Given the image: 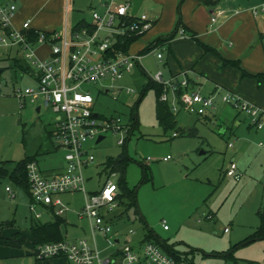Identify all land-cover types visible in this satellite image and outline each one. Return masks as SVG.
<instances>
[{
    "label": "rangeland",
    "instance_id": "374dc122",
    "mask_svg": "<svg viewBox=\"0 0 264 264\" xmlns=\"http://www.w3.org/2000/svg\"><path fill=\"white\" fill-rule=\"evenodd\" d=\"M86 1L69 0L68 27L84 14ZM5 50L0 48V58L4 55L2 51L7 52ZM21 52L20 47H14L9 57L0 60L3 69L0 77V163L7 162L11 166L33 156L43 174L51 175L64 165L63 150L54 142L55 114L44 109L36 112L39 101L20 100L14 96L15 87L23 89L36 85L30 78L20 77L13 64V59L19 58ZM150 52L142 58V66L150 75L161 71L166 77L165 49ZM157 52L163 54V60L156 58ZM145 80L139 69L124 74L117 84L134 88L136 93L128 94L118 88L115 99L99 84L81 86L95 98V111L105 116L118 115L123 124L129 122L137 102L138 126L133 132L129 127L127 132L125 149L132 160L127 164L125 180L129 187L137 189L138 212L122 205L114 207L111 214L124 212V219L113 226L125 232L128 229L136 231L133 236L125 235L123 240L145 235L148 227L179 255L176 264H264V238L245 241L260 223L258 210L264 200V116L262 129L256 131L249 127L243 113L221 101L222 92L217 88L218 91H212L216 108L206 113V120L184 110L175 111L177 127L183 131L171 129L164 133L155 117L154 89L148 88L140 97ZM205 82L201 93L208 94L210 89ZM21 102L23 107H20ZM169 102H173L170 94ZM193 127L195 134L188 135L186 130ZM104 136L98 143L92 140L85 146L95 157V163L83 170L88 192L99 190L107 180L117 184V174H109L104 162L108 157L118 156L124 147L117 143L118 134L107 131ZM167 156L169 158L164 160ZM231 160L240 173L238 181L223 175ZM7 185L14 196L5 190ZM60 199L69 208L63 215L68 223L62 228H66L67 238L70 241L90 238L88 220L77 216L84 205L83 193L66 192ZM31 218L24 190L2 178L0 224L10 220L12 225L3 227L1 233L9 235L19 230L26 236L22 248L28 251L31 250ZM46 219L49 216L44 213L41 221ZM163 220L167 229L161 226ZM97 238L103 247L101 238Z\"/></svg>",
    "mask_w": 264,
    "mask_h": 264
},
{
    "label": "built area",
    "instance_id": "2783aa9c",
    "mask_svg": "<svg viewBox=\"0 0 264 264\" xmlns=\"http://www.w3.org/2000/svg\"><path fill=\"white\" fill-rule=\"evenodd\" d=\"M99 6L100 9L91 10V21L84 25L69 28L64 23L58 30H39L31 27L29 19L23 21L20 27L14 26L15 3L0 1V48L9 51L20 47L22 52L18 59L27 68L18 67L17 71L20 77L26 76L36 83L23 89L15 87L14 96L20 100L39 101V110H51L55 114L54 142L58 149L63 150L65 162L61 171L51 175L43 174L36 160L26 164L32 218L42 217V211L37 210L39 205L52 209L46 212L62 215L69 208L60 195L78 191L84 195V205L77 214L86 218L89 225V239L81 237L75 241L62 239L39 244L33 249V254L38 259L63 257L70 264H176L175 259L153 241L144 238L123 240L125 235H135L134 229L122 233L114 228L113 224L123 217L121 213L111 214L117 205L116 183L107 180L99 190L91 192L85 188L83 170L95 163L94 154L85 149L86 143L112 131L119 135L117 143L121 145L127 138L129 125L123 124L118 115L105 116L95 111V98L81 86L99 84L114 99L118 88L135 94L134 88L118 85L117 82L139 64L141 54L124 53L114 46L118 39L142 37L152 27L146 13L131 12V0H109L100 2ZM250 11L254 16L264 14V0ZM219 14L217 11L211 16V24L217 21ZM180 34L183 35L182 31ZM38 47L43 48L44 53L37 51ZM156 57L161 59V53H157ZM151 79L163 86L160 100L169 103L172 112L181 108L188 114L204 116L215 108L214 96L203 95L193 89L186 71L181 72L178 78L170 79H164L162 72L157 71ZM169 94L173 99L171 104ZM221 101L244 113L255 128H263L264 110L259 106L227 90L221 93ZM20 107H23L22 102ZM225 175L234 180L240 179L233 161L229 163ZM5 190L14 196L10 186L7 185ZM161 225L164 229L168 228L164 220ZM97 236L101 238L103 247L98 243Z\"/></svg>",
    "mask_w": 264,
    "mask_h": 264
},
{
    "label": "crops",
    "instance_id": "0c3cea01",
    "mask_svg": "<svg viewBox=\"0 0 264 264\" xmlns=\"http://www.w3.org/2000/svg\"><path fill=\"white\" fill-rule=\"evenodd\" d=\"M0 1H11L15 3L16 11L12 21L13 25L16 27H20L21 23L27 19L30 20L32 28L39 30H58L62 28L64 23L68 25L66 15L68 14L69 0ZM104 1L109 0L86 1L84 14H81V17L71 28L80 25L81 22H90L91 10L100 9L99 4ZM114 1L124 2L127 0ZM261 2L262 0H142L138 12L146 13L149 20L152 22V27L145 35L129 46L128 52L140 53L141 59L139 64L128 73L131 74L133 71H136V69H139L141 72L144 71L146 85L148 79H151V75L144 69L141 60L145 54L150 51V53H153L154 49L158 50V48H163L166 52L164 65L167 71L166 77L162 72L164 79H170L172 77L178 78L181 72L186 71L187 76L192 81L191 86L193 89L201 92L204 88V82H207L205 83L209 86L210 90L208 94L202 93L203 95H212L213 90L218 91L220 89V92L227 90L264 110V84L258 85L255 79L247 76L242 77L237 67L230 64L223 65L218 55L205 52L201 46L186 34L181 35L179 31L171 41L160 44L156 43L157 38L171 32L180 20L187 33H194L201 42L214 48L224 59L238 61L240 67L250 73L264 72V14L254 16L250 11L252 7ZM217 11L220 12L217 21L211 24L210 18ZM146 48H148V50H145ZM10 51L11 50L5 52L6 54L2 51L1 53L4 54L2 57L9 55ZM37 51L41 54L44 53L41 47H38ZM161 55L162 58L159 60H163V54ZM1 73L2 70H0V74ZM203 79L205 81L201 82ZM179 110L183 109L179 108L177 111ZM40 111L41 110H39V112ZM198 117L199 119L202 117V120H206L207 114ZM248 126L254 127L250 122ZM190 129L195 131L194 127L188 128L187 130ZM255 129L256 131L259 130L257 128ZM173 135L176 136V133L174 132ZM259 145L262 146V143L260 142ZM63 167L64 165L61 169L54 172L61 171ZM223 175H225V172ZM25 194L28 196L29 207L32 201L30 191L25 192ZM117 206L118 205H116L115 208ZM49 209V207L43 205L37 206V210L42 211V216L44 213L49 216V219L43 221H41V217V222L54 219L53 216H55V214L45 211ZM65 213L59 215V217L62 218L59 229L62 237L70 241L67 238L66 228L62 229L68 223L63 218ZM123 219L124 216L119 221ZM114 228L117 229L116 227ZM117 230L122 233L125 232L120 229ZM14 232L20 231L15 230ZM14 232H11L9 235H2L4 237H9ZM29 235L31 241V250L29 251L23 249L22 246L13 247L0 245V264H70L63 257H52L49 259L36 258L33 254L34 246L30 229ZM142 238H144V235L137 239Z\"/></svg>",
    "mask_w": 264,
    "mask_h": 264
},
{
    "label": "trees",
    "instance_id": "16d2710c",
    "mask_svg": "<svg viewBox=\"0 0 264 264\" xmlns=\"http://www.w3.org/2000/svg\"><path fill=\"white\" fill-rule=\"evenodd\" d=\"M86 22H81L80 25H84ZM79 26V25H78ZM179 31H182L183 35L186 34L189 38L194 40L205 52L213 53L215 55H218L221 59V63L223 65L230 64L234 67H237L242 77H250L256 80L258 85L264 84V72H257V73H250L246 70L242 69L239 65V62L236 60H227L224 59L222 56L218 54V52L212 48L211 46L201 42L197 36L194 33H187L185 28L182 26L181 21L179 20L177 22V25H175L174 29L169 32L167 35L159 37L156 39V43H164L171 41ZM140 37H122L118 39V42L115 44V49L120 50L124 53H127L129 50V46L134 41L138 40ZM145 50H148L146 48ZM144 50V51H145ZM146 52V51H145ZM9 57V55L0 58L6 59ZM14 66L17 70V68H22L26 70L27 66L25 63H23L18 58L13 59ZM0 70H3L0 68ZM143 75H145V72L142 71ZM188 79L191 81V79L188 77ZM192 82V81H191ZM153 88L156 94V101H155V117L157 120L158 125L161 127L163 132H167L171 129H178L179 131H183L182 128L177 127V121L175 114L171 111L169 103L160 100V94L163 90V86L159 83L154 82L152 79H148L146 85L144 88L140 91V97L144 94V92L148 88ZM139 97V99H140ZM137 104V102H136ZM136 104L132 108V111L130 113L129 122L128 125L131 128V131L133 132L137 126H138V119L136 115ZM131 132V133H132ZM185 132V131H184ZM183 132V133H184ZM186 133L188 135H194L195 131L193 129L186 130ZM128 138H126L125 142L121 144L122 147H124V150L116 157H108L104 162V169L109 171V174L116 173L117 174V187H118V194L116 196V202L117 205H122L125 208H133L134 212L137 213L138 206H137V189L136 187H129L125 180V170L127 167L128 162H130L132 159L129 157V155L126 153V143ZM36 160L33 156L26 157L22 161H18L13 165L7 164V162L0 163V180L2 178L8 179V181L15 187L21 188L25 192L29 191L27 176H26V164L31 161ZM145 171V167H143V172ZM49 210H52L51 208ZM124 212H121V216H123ZM258 215L260 219V223L258 227L255 229V231L252 233V235L249 236L248 239L245 241L253 240V239H262L264 238V200L263 204L258 210ZM53 220L47 221V222H41L40 219H34L31 218L30 222V232L32 237L33 246L48 243V242H54L64 239L60 233L59 225L62 222V218L58 215L53 216ZM142 219V218H140ZM143 224L146 226V223L143 221ZM12 221H6L0 224V245H8L13 247H20L23 245L25 241V236L20 232H14L9 237H4L1 233V230L5 226H11ZM144 240H149L155 242L158 246L161 247V249L167 253L168 255L172 256L175 261L177 262L180 257L178 254H175L172 248L163 240H161L154 232L146 227Z\"/></svg>",
    "mask_w": 264,
    "mask_h": 264
},
{
    "label": "water",
    "instance_id": "95a60500",
    "mask_svg": "<svg viewBox=\"0 0 264 264\" xmlns=\"http://www.w3.org/2000/svg\"><path fill=\"white\" fill-rule=\"evenodd\" d=\"M132 2H133V4H132V10H131V12H132L133 14H136L137 11L139 10L141 4H142V0H132ZM39 109H40L39 106H37V107L35 108V110H36L37 112H39ZM104 137H105L104 135H99V136L96 138L95 143H98V142L101 141Z\"/></svg>",
    "mask_w": 264,
    "mask_h": 264
}]
</instances>
